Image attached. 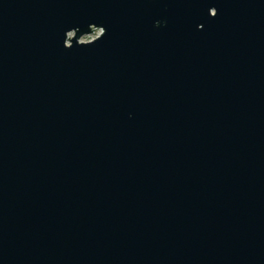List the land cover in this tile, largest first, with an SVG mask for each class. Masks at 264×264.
Wrapping results in <instances>:
<instances>
[{"label":"water","instance_id":"95a60500","mask_svg":"<svg viewBox=\"0 0 264 264\" xmlns=\"http://www.w3.org/2000/svg\"><path fill=\"white\" fill-rule=\"evenodd\" d=\"M0 264H264V0H0Z\"/></svg>","mask_w":264,"mask_h":264},{"label":"rangeland","instance_id":"374dc122","mask_svg":"<svg viewBox=\"0 0 264 264\" xmlns=\"http://www.w3.org/2000/svg\"><path fill=\"white\" fill-rule=\"evenodd\" d=\"M91 36H94V37H95L96 35H91ZM91 36L83 37L81 40H82V41H88V40L91 39ZM94 37H93V38H94Z\"/></svg>","mask_w":264,"mask_h":264},{"label":"flooded vegetation","instance_id":"af4514ba","mask_svg":"<svg viewBox=\"0 0 264 264\" xmlns=\"http://www.w3.org/2000/svg\"><path fill=\"white\" fill-rule=\"evenodd\" d=\"M93 33H94V34H95V33L97 34V33H98V30H94V32H93Z\"/></svg>","mask_w":264,"mask_h":264},{"label":"built area","instance_id":"2783aa9c","mask_svg":"<svg viewBox=\"0 0 264 264\" xmlns=\"http://www.w3.org/2000/svg\"><path fill=\"white\" fill-rule=\"evenodd\" d=\"M91 35H96V33H95V34L93 33V34H91ZM91 35H90V36H91ZM93 37H94V36H91V39H92Z\"/></svg>","mask_w":264,"mask_h":264}]
</instances>
